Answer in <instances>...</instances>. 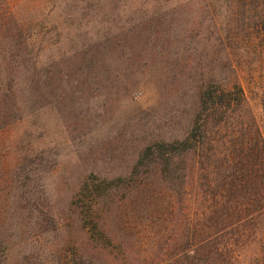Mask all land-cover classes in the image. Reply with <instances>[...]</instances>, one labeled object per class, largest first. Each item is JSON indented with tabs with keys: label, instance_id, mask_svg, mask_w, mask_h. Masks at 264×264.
<instances>
[{
	"label": "rangeland",
	"instance_id": "1",
	"mask_svg": "<svg viewBox=\"0 0 264 264\" xmlns=\"http://www.w3.org/2000/svg\"><path fill=\"white\" fill-rule=\"evenodd\" d=\"M234 13L205 0H0V264L159 254L172 198L145 150L183 137L204 86L234 68L264 126V36Z\"/></svg>",
	"mask_w": 264,
	"mask_h": 264
},
{
	"label": "trees",
	"instance_id": "2",
	"mask_svg": "<svg viewBox=\"0 0 264 264\" xmlns=\"http://www.w3.org/2000/svg\"><path fill=\"white\" fill-rule=\"evenodd\" d=\"M205 1L264 36V0ZM200 108L183 137L145 150L165 174L169 223L159 219L158 255L121 264H264V126L235 68L204 86Z\"/></svg>",
	"mask_w": 264,
	"mask_h": 264
}]
</instances>
